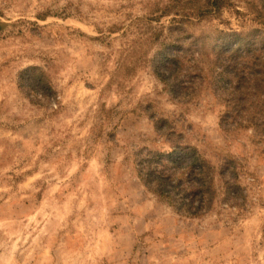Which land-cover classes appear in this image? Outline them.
<instances>
[{"label": "rangeland", "instance_id": "rangeland-1", "mask_svg": "<svg viewBox=\"0 0 264 264\" xmlns=\"http://www.w3.org/2000/svg\"><path fill=\"white\" fill-rule=\"evenodd\" d=\"M233 33L264 57V0H0V264H264ZM158 163L185 182L161 195Z\"/></svg>", "mask_w": 264, "mask_h": 264}, {"label": "trees", "instance_id": "trees-1", "mask_svg": "<svg viewBox=\"0 0 264 264\" xmlns=\"http://www.w3.org/2000/svg\"><path fill=\"white\" fill-rule=\"evenodd\" d=\"M228 39L229 40H228L227 44L221 45V47L219 45H217L216 47L219 49V54H221L223 56L227 55L229 57V59L231 61L230 65H232V66H228L227 69H229V68L232 69V71L236 75H238L234 78L237 81L236 85L234 87V91H236V92H234V93L235 94L239 93L240 90L243 91L242 90L243 84L241 85V79L242 80L244 79V80L249 81L250 83L253 82V86H254L255 91H261L260 94L264 95V62H262V58L264 59V57L255 53L257 44H255V45L250 44L249 42H247V40H245L243 38L242 34H237V33H233V34L229 35ZM262 45H264V43ZM226 49L229 50L228 53H225ZM260 51H263V50H260ZM262 53L264 55V51ZM240 60L245 61L244 66L242 68H239L238 66H236V68H235V65H237V63ZM179 62H180L179 57L173 56L172 58H170V63L168 65L172 66L175 63H176V65H178ZM237 70H239V71H237ZM258 96H260V95H258ZM238 97H240V102L242 101V106L244 107L245 97H247V96L238 94ZM263 108H264V106H263ZM253 118H255V117H253ZM155 156H164L170 160L171 154H156L154 156H150L151 158L149 159V163L151 164V166H153L155 163L154 162L156 160ZM161 163H163V161ZM183 163L187 164V160H183ZM154 167H155V171H156L155 173L158 176V179L156 180L157 181V187H158L159 193L161 195L166 194L165 186L170 187L169 183L175 182V183H178L180 185V183L185 182V180H183V178H178L179 176L176 174L174 175V173H172V171L163 169V165H161V164L156 165ZM188 179H189L188 182L192 181L191 186L195 187L192 190L194 192V194L198 193L199 195H201V197H205L206 192H207V187H209V186H206L205 181L200 179V184H198L195 182L194 179H191L190 176ZM178 184L173 186V190H176V189L178 190ZM181 191L180 192L182 193V196H185L186 194L183 193V190H181Z\"/></svg>", "mask_w": 264, "mask_h": 264}]
</instances>
